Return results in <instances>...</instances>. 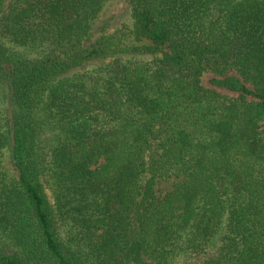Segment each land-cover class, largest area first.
I'll list each match as a JSON object with an SVG mask.
<instances>
[{
  "label": "trees",
  "instance_id": "trees-1",
  "mask_svg": "<svg viewBox=\"0 0 264 264\" xmlns=\"http://www.w3.org/2000/svg\"><path fill=\"white\" fill-rule=\"evenodd\" d=\"M127 1L0 0V264H264V0Z\"/></svg>",
  "mask_w": 264,
  "mask_h": 264
},
{
  "label": "rangeland",
  "instance_id": "rangeland-1",
  "mask_svg": "<svg viewBox=\"0 0 264 264\" xmlns=\"http://www.w3.org/2000/svg\"><path fill=\"white\" fill-rule=\"evenodd\" d=\"M112 4L110 7L107 8V13H111L114 15V26H119L122 22H130V14H129V4L127 0H112ZM213 76L211 74H206L204 77V84L208 87H213L211 84L210 79ZM220 92L224 94H228L229 96H236L237 94L234 92H230L223 89H218ZM7 164V163H6ZM7 168L10 171L11 174H13V171L9 164H7ZM160 189H165L164 186H160ZM184 264V263H182Z\"/></svg>",
  "mask_w": 264,
  "mask_h": 264
}]
</instances>
